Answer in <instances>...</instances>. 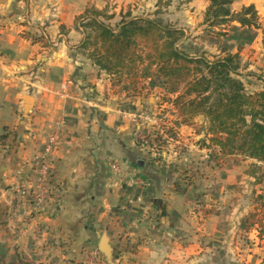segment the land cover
<instances>
[{"label": "crops", "instance_id": "crops-1", "mask_svg": "<svg viewBox=\"0 0 264 264\" xmlns=\"http://www.w3.org/2000/svg\"><path fill=\"white\" fill-rule=\"evenodd\" d=\"M136 1L0 0V173L9 200L37 185L29 164L46 158L53 166V199L44 200L42 213L29 217L20 198L8 205L9 214L17 207L19 242L52 264H264V239L256 227L245 229L261 211L253 199L264 196V175L248 166L264 165L217 167L198 146L203 136L175 127L162 90L139 98L116 93L113 78L78 52L84 35L76 21L88 8L120 16ZM192 3L201 20L209 0ZM250 5L264 27V0H238L231 10ZM230 30L247 28L233 23ZM231 43L233 50L217 54L242 47L239 69L256 77L251 70L264 68L262 32ZM248 83L264 91V77ZM143 111L177 132L158 159L135 144L124 116ZM6 220L10 229L14 221ZM104 237L109 256L100 250Z\"/></svg>", "mask_w": 264, "mask_h": 264}, {"label": "trees", "instance_id": "trees-1", "mask_svg": "<svg viewBox=\"0 0 264 264\" xmlns=\"http://www.w3.org/2000/svg\"><path fill=\"white\" fill-rule=\"evenodd\" d=\"M236 1L209 0L204 12L209 30L232 23L261 29L256 7L245 6L233 12L231 6ZM107 14L90 7L77 19L76 25L84 35L78 48L82 56L113 78L126 94L142 95L144 81L167 86L175 127H187L203 136L199 146L209 151V160L217 167L237 158L264 164V91L248 92L238 74L239 54L211 59L203 53L193 57L179 47L185 33L161 19L127 14L115 30L106 23L112 19ZM215 35L225 37L227 33ZM170 133L176 137L177 132ZM252 169L257 170V165ZM255 227L259 238L264 239L262 210L246 220V230ZM16 260L13 264H32L18 257ZM0 264H4L1 255Z\"/></svg>", "mask_w": 264, "mask_h": 264}, {"label": "rangeland", "instance_id": "rangeland-1", "mask_svg": "<svg viewBox=\"0 0 264 264\" xmlns=\"http://www.w3.org/2000/svg\"><path fill=\"white\" fill-rule=\"evenodd\" d=\"M146 1V3H144ZM193 0H152L149 2V0H137L135 4H131L127 7L125 10V14L120 16H115L114 14H107L108 16H111L112 19L110 21H106L108 25H110L113 29L117 30L118 26L120 25L122 21V17L126 16L127 14H130L132 17H139V18H149L154 20L161 19L164 21L165 24H169L173 26L176 29H179L185 33V37L181 40L179 43V47L182 51L185 53L196 57L200 56L201 54L205 53L207 54L211 59L212 57H224L227 54H233L231 52L225 51L223 54H217L216 50L221 51L222 49H227L226 47H235V44H232L231 42L236 43L237 46H239V43L242 41H248L253 40L255 38V34L257 31H261L262 34L264 33V27L261 24L260 17H259V25L261 29H248L244 30L245 32H234V34L231 33L230 28L232 27V24H230L228 27H222L219 29L209 30L207 25L204 24V13L201 20H199V17L196 16L195 7H193ZM108 13V10H104ZM105 22V21H104ZM246 29V28H245ZM255 31V32H254ZM225 32L227 35L225 37H217L216 33ZM242 47H239L238 53L239 54V62L241 59L240 53L242 51ZM235 55V54H233ZM84 57V56H83ZM85 58V57H84ZM245 73V67L244 69L240 67L238 70V74L240 75V79L245 83L246 88L248 92L250 93H260V92H254L256 91V87L250 88L252 86L249 84V81H256L258 77H264V68H257L256 70H251L252 74H255L256 77L251 78L248 80L246 78ZM141 87H145L144 91L141 92L142 95L140 96H133V94H126L122 90V86H118L115 82V88L116 93H121L124 95H127L128 97L132 98H139L141 96H149L152 93H157L158 91L162 90V98L161 100L165 103L168 102L169 105L171 104L172 97L167 92V86H165L163 83L155 81H144L141 83ZM197 121L202 122L201 119H198ZM166 135L168 138L174 139V137L169 134L165 130ZM177 134V133H176ZM5 136H0V145L4 146L5 142L2 140V138ZM50 142V140H49ZM163 144V141H161V145ZM199 146V143H198ZM200 148V146H199ZM50 151H47V148L44 153V157L49 155ZM209 157V155H208ZM239 160V161H238ZM240 158L237 159H231L227 162H233V166L235 164L237 165L240 162ZM42 161H47L46 158H40L38 162H34L29 164V171L34 172V175L36 176L37 185H31L28 190H25L27 195H18L17 192L13 194V196L9 198L7 197V190H11L10 186L7 185V180L4 179L2 181V174L0 173V255L4 258V264H13V262L18 258H21L23 260L30 261L32 264H52V262L44 261V258L39 253H34L32 249H29V247H24L19 241V235H18V229L13 226L15 225L16 214H17V207L12 213H8V205L13 206L14 203L19 202L20 199H22V203H25L27 206H29V217L33 216V214H40L43 211V204L44 200L47 201L49 199H53V166L52 163L47 161L49 170L44 169L45 164L42 163ZM226 162L222 163V165H225ZM253 164H249L248 169L252 173L253 171L258 174L264 175V166H257L258 169L254 170L252 169ZM264 165V164H263ZM173 171V168H171ZM15 185V184H14ZM15 187V186H14ZM20 198V199H19ZM255 203L261 205V210L264 212V196H257L253 199ZM9 206V208H11ZM10 217L11 220H13V224H11L10 229L6 226V219L7 217ZM17 261V260H16ZM15 261V262H16Z\"/></svg>", "mask_w": 264, "mask_h": 264}, {"label": "built area", "instance_id": "built-area-1", "mask_svg": "<svg viewBox=\"0 0 264 264\" xmlns=\"http://www.w3.org/2000/svg\"><path fill=\"white\" fill-rule=\"evenodd\" d=\"M125 118H127L134 128V142L135 144L147 150L150 154H153L157 157H161L160 145L161 141H169L172 139L168 138L164 129L157 123L151 114L147 111L143 112H127L124 114ZM53 139L50 140L49 146L47 147V151H51L53 148ZM46 166L44 169L49 170L47 161H42ZM112 169L115 173H121V168L119 165L114 164Z\"/></svg>", "mask_w": 264, "mask_h": 264}, {"label": "water", "instance_id": "water-1", "mask_svg": "<svg viewBox=\"0 0 264 264\" xmlns=\"http://www.w3.org/2000/svg\"><path fill=\"white\" fill-rule=\"evenodd\" d=\"M32 101H33V100H32L31 97H29V96L25 97V102H26V104H27V107H26L27 111L30 109L31 104H32ZM100 250H101L102 253H104V254H106L107 256H109L110 251H109V249H108V247H107V240H106L105 237H104V238L102 239V241H101Z\"/></svg>", "mask_w": 264, "mask_h": 264}]
</instances>
